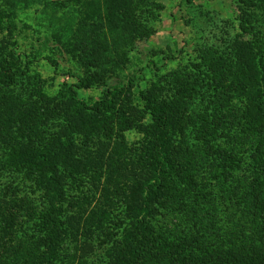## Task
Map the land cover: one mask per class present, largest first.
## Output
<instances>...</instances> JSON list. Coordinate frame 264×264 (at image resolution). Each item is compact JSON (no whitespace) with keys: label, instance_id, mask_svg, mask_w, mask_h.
Returning a JSON list of instances; mask_svg holds the SVG:
<instances>
[{"label":"trees","instance_id":"1","mask_svg":"<svg viewBox=\"0 0 264 264\" xmlns=\"http://www.w3.org/2000/svg\"><path fill=\"white\" fill-rule=\"evenodd\" d=\"M246 1L252 13L241 20V29L253 40H243L240 62L230 56H204L208 70L210 65L219 78L220 85L214 88V98L208 104L219 114L213 118L206 111L195 115L197 85L193 80H180L179 87L168 96L157 88L137 91L144 112L151 116L146 141L138 154L139 168L144 167L147 177L136 173L127 176L117 167L124 154L125 134L138 126L139 117L130 103L121 106L119 94L135 88L136 81L130 80V88L122 81L109 84L110 80L104 82L105 70L116 63L114 55H126L122 47L126 38L147 33L149 28L139 19L141 12L153 15L165 9L164 5L160 0H69L68 4H53L58 11L70 6L83 10L74 31L73 51H77L85 72L77 85L89 88L94 82L90 72L96 71L95 77L106 85L105 97L89 106L71 89H62V106L56 110L66 120L65 130L49 138L46 127L53 119V110L42 102L49 98L40 81L28 80L31 83L26 94L17 95L19 60L12 58L3 64L0 143L5 150L3 169L14 179L6 187L0 186V264H58L63 260L70 236L65 219L68 203L77 205L73 218L78 225L91 223L98 240L114 243L110 264H264V0ZM6 19L8 28L15 30L11 15L4 12L0 27ZM241 96L244 99L239 102ZM236 123L242 129L232 136ZM189 130L202 143L198 157L176 144V136H186ZM82 131L106 133L120 146L115 151L119 159L111 160V167L106 169L99 158L96 171L100 179L108 170V181L115 184L113 192L110 186L103 188L106 205L117 202L128 207L130 222L119 228L120 234L106 226L110 212L105 208L88 214L84 200L70 201L66 195V183L79 185L82 172L94 163L89 152H84L86 160L79 157L73 138ZM220 137L229 139L232 146L219 145ZM241 141L252 147L248 176L243 168L245 154L235 146ZM210 165L218 172L214 187L229 197L230 206L236 202L239 212L229 219L232 226L211 219L218 209L213 186H203L198 180ZM37 193L43 197H36ZM161 211H181L184 224L174 231L161 226ZM76 258L67 264H89Z\"/></svg>","mask_w":264,"mask_h":264},{"label":"rangeland","instance_id":"2","mask_svg":"<svg viewBox=\"0 0 264 264\" xmlns=\"http://www.w3.org/2000/svg\"><path fill=\"white\" fill-rule=\"evenodd\" d=\"M68 1L0 0V14L4 12L11 15L16 24L15 30L10 29L6 19L5 25L0 27V69L12 58L19 60L15 86L17 95L26 94L28 84L31 83L28 80L35 83L40 81L44 95L50 100L44 99L42 102L44 106L47 105L53 110V119L46 127L47 135L50 134L49 138L65 130L66 120L58 112L59 109L56 110L59 105L62 106V99L59 96L62 89H71L79 100L90 106L105 97L104 82L110 80L111 84L114 81H122L128 88L130 80H135V88L129 87L128 91L119 94L121 106L125 107L130 103L139 117L138 126L125 134L124 154L117 167L120 173L127 176L136 173L140 177H147L144 167L139 168L141 163L138 154L146 141V128L151 116L144 112L143 105L137 99V91L147 92L157 88L162 91L163 96H168L176 91L180 80L190 83L193 80L197 85L194 108L198 109L195 115L199 116L206 111L207 115L213 118L216 113L219 114L213 106L208 107L209 101L214 98V88L220 85L219 78L210 65L208 70L204 56L210 55L211 58L218 55L230 56L239 61L243 40H253V36H245L241 29V20L247 18L252 10L247 7L246 0H160L165 9L157 10L153 15L148 14L149 11L146 10L141 12L139 19L149 28L147 33L139 38L125 39L122 47L126 55L118 53L119 55L113 56L112 60L116 63L107 66L105 81L95 77L96 71H91L90 75L94 77V82L89 88H80L77 85L78 80L85 72L78 62L77 51H73V48L75 49L74 31L83 10L79 12L80 9L73 6L59 11L53 8V4H68ZM146 15L151 17L148 18ZM201 69L204 72H201ZM243 99L244 96H241L239 102ZM235 125L232 136L242 129L237 123ZM73 140L78 146L79 157L86 160L84 152H89L94 163L82 172L79 185L75 187L71 183H66V195L70 201L84 200L83 207L88 214L89 211L105 208L104 211L110 212L106 226L120 234L119 228H124L130 222L128 207L117 202L110 206L106 205L103 188L110 186L113 192L115 184L108 181V170L102 172V178L98 179L96 176L100 159L106 169H109L111 160L119 159L115 151L120 146L115 143L116 138L108 139L106 133L90 134L82 131L75 134ZM175 141L179 148H187L193 152L191 154L193 157H198L196 155L198 149L202 148V143L198 141L195 132L189 130L186 136L178 134ZM218 144L232 146L226 137H220ZM235 146L245 154L246 166L243 168L247 169L248 176L252 147L244 141L238 142ZM3 147L4 145L0 143V186L6 187L13 182L14 175L3 169L5 165ZM211 167L207 166L204 173L198 177L199 183L203 186L207 183L213 186L211 191L215 193L218 209L212 212L211 219L220 225L232 226L233 223H229V219L239 212L236 211V202L234 206H230L229 197L223 195L217 186L214 187L218 172ZM36 197L42 198L43 193H37ZM66 208L69 209L65 219L68 222L70 236L63 252L65 254L63 260L58 264H67L74 257H77L78 261L87 260L89 264H110L111 257L115 255L114 243H106L107 241H103L105 238L98 240L93 235L96 228L91 229V223L87 227L83 224L78 225L73 218L78 211L76 203L70 206L68 203ZM180 212L161 211L160 225L168 227L171 231L178 230L186 219Z\"/></svg>","mask_w":264,"mask_h":264}]
</instances>
